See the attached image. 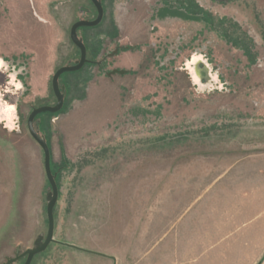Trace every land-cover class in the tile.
I'll return each mask as SVG.
<instances>
[{
  "label": "rangeland",
  "instance_id": "374dc122",
  "mask_svg": "<svg viewBox=\"0 0 264 264\" xmlns=\"http://www.w3.org/2000/svg\"><path fill=\"white\" fill-rule=\"evenodd\" d=\"M97 1L101 23L77 31L88 63L59 78L61 110L33 121L57 202L56 243L31 264H100L145 229L176 231L187 207L210 224L231 207L233 260L253 249L264 264V0ZM96 16L89 0H0V264L45 239L51 188L27 118L55 106L53 75L80 57L70 28Z\"/></svg>",
  "mask_w": 264,
  "mask_h": 264
},
{
  "label": "crops",
  "instance_id": "0c3cea01",
  "mask_svg": "<svg viewBox=\"0 0 264 264\" xmlns=\"http://www.w3.org/2000/svg\"><path fill=\"white\" fill-rule=\"evenodd\" d=\"M178 173L182 174L181 179L184 182H188L186 183V187L191 186V181H196V186H199L197 182H199L200 179L198 180L194 175L186 178L184 173ZM178 173L173 175L178 176ZM185 192V186L182 185V194H185ZM235 202H237V200L232 198L230 205L233 207ZM229 210L223 212L225 217H222V219L217 222L213 220V223L210 224L200 221V215L197 213L190 217L191 210L187 207L178 217L177 223L182 217H187L188 220L176 231L175 229L178 224H170L167 228L164 227L165 230L156 238L152 236L153 232L151 227L150 229H145L140 236L136 237L137 239L134 241V247L130 252L124 254L113 252L111 256L108 255L103 257L104 260L101 261L100 264H157L156 262L159 263L160 261H162L163 264H241L239 259L233 260L231 244L225 245L231 238V236L225 232L227 228L226 225L229 224L230 229L234 228V223L231 222L232 220L227 222L228 219H233L234 211H232L231 207ZM228 212H231L232 215ZM236 212L238 213V210ZM209 214L210 216L215 215L212 210ZM171 233H174L172 239L168 241L166 245H163L164 240H166L168 234ZM261 244L263 245L264 241H262ZM143 246H145L144 252L141 251ZM160 246H163V248L160 249ZM158 248V255L153 256L152 253L157 251ZM250 251L251 250H248V252ZM253 251L252 249L250 252V259H244V264H255L258 260L259 254ZM237 252L240 254L239 249H237ZM79 255L80 254H77V259H82Z\"/></svg>",
  "mask_w": 264,
  "mask_h": 264
},
{
  "label": "water",
  "instance_id": "95a60500",
  "mask_svg": "<svg viewBox=\"0 0 264 264\" xmlns=\"http://www.w3.org/2000/svg\"><path fill=\"white\" fill-rule=\"evenodd\" d=\"M93 7L96 10L97 16L93 21H79L73 24L69 31V39L71 43L78 49L80 57L79 61L72 67H63L58 69L53 75L51 81V88L53 95L56 99V104L53 107H39L34 109L27 118V130L30 137L36 142V144L40 147L44 156V172L47 179V182L51 188V193L48 195V203L46 207V218H47V233L44 241H39L34 245L33 248L27 249L21 254L18 252L15 254L14 258L6 259L4 264H15L21 259L25 258L24 264H31L33 258L41 253H43L50 244L56 243L53 239V231H54V220H53V209L57 202V188L53 179V176L50 171V156L49 151L46 146L45 141L38 136L33 128L34 119L43 113L55 114L58 113L63 106V97L60 93L58 87L59 78L65 73H73L81 70L85 64L88 63L86 59V49L82 42L77 38V31L81 28H94L98 26L103 19V9L100 3L97 0H89ZM65 245V244H64ZM68 246V245H67ZM74 247V246H71Z\"/></svg>",
  "mask_w": 264,
  "mask_h": 264
},
{
  "label": "flooded vegetation",
  "instance_id": "af4514ba",
  "mask_svg": "<svg viewBox=\"0 0 264 264\" xmlns=\"http://www.w3.org/2000/svg\"><path fill=\"white\" fill-rule=\"evenodd\" d=\"M201 65H203V69L201 68ZM191 66H192L191 67L192 79L195 83L202 85L201 80L203 79L204 76H206L207 81H210L209 67L205 62L202 61L201 58L194 57L192 59ZM2 70H3V63L0 60V74L4 75V72H2ZM7 86L16 87V91L19 90V85L14 81L12 77H11L10 83H8ZM1 107H2L1 111L3 115L9 118L13 108L11 109L7 108L5 103H1ZM22 260L25 261V258L21 259L20 261Z\"/></svg>",
  "mask_w": 264,
  "mask_h": 264
},
{
  "label": "bare ground",
  "instance_id": "6f19581e",
  "mask_svg": "<svg viewBox=\"0 0 264 264\" xmlns=\"http://www.w3.org/2000/svg\"><path fill=\"white\" fill-rule=\"evenodd\" d=\"M7 104H8V103H7ZM7 104H6V107L9 108V109H11L12 107H11L9 104H8V106H7Z\"/></svg>",
  "mask_w": 264,
  "mask_h": 264
}]
</instances>
